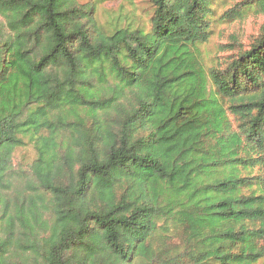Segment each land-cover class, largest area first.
Here are the masks:
<instances>
[{
	"label": "trees",
	"instance_id": "trees-1",
	"mask_svg": "<svg viewBox=\"0 0 264 264\" xmlns=\"http://www.w3.org/2000/svg\"><path fill=\"white\" fill-rule=\"evenodd\" d=\"M149 2L105 28L77 0H0V187L35 150L0 264L145 263L162 218L185 237L166 264H264V28L206 68L212 0Z\"/></svg>",
	"mask_w": 264,
	"mask_h": 264
},
{
	"label": "rangeland",
	"instance_id": "rangeland-1",
	"mask_svg": "<svg viewBox=\"0 0 264 264\" xmlns=\"http://www.w3.org/2000/svg\"><path fill=\"white\" fill-rule=\"evenodd\" d=\"M80 4L92 6L97 20L105 28L115 24L127 25L141 21L147 25L151 12L149 0H77ZM210 16L211 36L200 46L206 68L215 64L221 66L229 60L239 46L248 45L264 28V13L259 11L257 0H212ZM237 5L241 17L235 12ZM247 7V8H246ZM8 13L0 11V39L11 38L13 32L7 22ZM136 24V23H133ZM220 63V65H219ZM230 121L234 123L232 116ZM35 150L30 143L17 148L7 174L5 184L0 187V213L8 209L21 190L23 177L21 172L34 159ZM180 197L179 200H184ZM11 207V206H10ZM183 228L179 222L162 218L157 224L153 238L150 240L149 256L141 264H166L177 251L184 248ZM183 237V239H182Z\"/></svg>",
	"mask_w": 264,
	"mask_h": 264
}]
</instances>
